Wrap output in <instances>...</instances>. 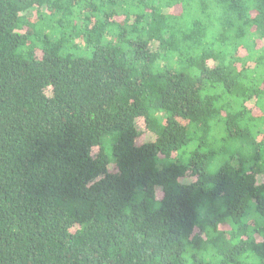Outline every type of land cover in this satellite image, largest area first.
I'll list each match as a JSON object with an SVG mask.
<instances>
[{"label": "trees", "instance_id": "1", "mask_svg": "<svg viewBox=\"0 0 264 264\" xmlns=\"http://www.w3.org/2000/svg\"><path fill=\"white\" fill-rule=\"evenodd\" d=\"M0 264H264V0H0Z\"/></svg>", "mask_w": 264, "mask_h": 264}, {"label": "rangeland", "instance_id": "2", "mask_svg": "<svg viewBox=\"0 0 264 264\" xmlns=\"http://www.w3.org/2000/svg\"><path fill=\"white\" fill-rule=\"evenodd\" d=\"M140 128H143V123L139 121ZM151 135L149 133H146V139H149Z\"/></svg>", "mask_w": 264, "mask_h": 264}]
</instances>
